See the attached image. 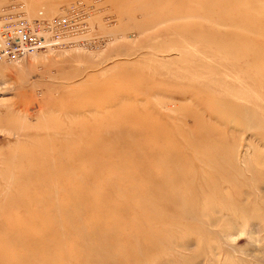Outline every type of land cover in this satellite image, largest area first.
I'll list each match as a JSON object with an SVG mask.
<instances>
[{"label":"rangeland","instance_id":"rangeland-1","mask_svg":"<svg viewBox=\"0 0 264 264\" xmlns=\"http://www.w3.org/2000/svg\"><path fill=\"white\" fill-rule=\"evenodd\" d=\"M202 1L0 0V12L24 7L32 19L41 11L49 18L57 16L78 3L95 8L92 33L80 38L87 46L42 52L20 63L0 62V170L8 173L6 180L0 177L3 200L13 189L10 178L18 171L17 160L11 164V159L39 147L42 139L59 140L53 126L74 117L61 110H88L91 119L89 109L102 106L99 100L104 96L112 98L110 90L142 82H126L127 72L141 69L147 78L181 87L183 92L155 89L149 98L185 130L197 126L194 114L202 110L189 101L203 91L229 109L234 107L231 103L244 105L257 116L263 132V78L253 68H245L244 60L250 57V48L264 46V34L254 32L264 28V0H205V5ZM218 38L226 48L237 47L236 52L219 49L213 43ZM91 87H99L94 96L87 95ZM184 108L192 114L187 116ZM110 110L94 109L99 114ZM242 118H231L229 126L213 119L226 137V151L219 160L228 167V178L236 188L227 186L230 191L223 189L221 198L214 196L213 202L200 200L197 214L185 219L191 225L166 238L171 250L159 256L161 264H264V139ZM12 125L15 129L10 132ZM234 148L233 160L227 164L225 155Z\"/></svg>","mask_w":264,"mask_h":264},{"label":"bare ground","instance_id":"bare-ground-1","mask_svg":"<svg viewBox=\"0 0 264 264\" xmlns=\"http://www.w3.org/2000/svg\"><path fill=\"white\" fill-rule=\"evenodd\" d=\"M255 30L264 34V28ZM218 40L213 43L219 49L236 52ZM263 54L264 46L250 48L244 66L263 78L264 88V61L258 63ZM144 76L141 69L127 72L126 82H142L110 90L112 98L107 94L102 106L89 109L91 119L88 110H61L74 117L53 126L59 140L42 139L39 147L11 159L18 171L5 200L0 186V264H161L159 256L171 250L166 238L191 225L185 219L197 214L200 200L213 202L234 186L219 160L226 137L213 119L229 126L231 118L243 117L264 139L257 116L242 104L228 103L234 106L229 109L197 91L189 102L202 112L194 114L197 126L185 130L149 98L155 89L182 88ZM95 88L87 95L94 96ZM99 107L111 110L99 114ZM235 152L225 155L227 164ZM7 174L0 170V177Z\"/></svg>","mask_w":264,"mask_h":264},{"label":"built area","instance_id":"built-area-1","mask_svg":"<svg viewBox=\"0 0 264 264\" xmlns=\"http://www.w3.org/2000/svg\"><path fill=\"white\" fill-rule=\"evenodd\" d=\"M94 12L93 6L84 3L50 18L41 11L32 19L24 7L0 12V62L20 63L42 52L87 46L80 38L92 33L90 20Z\"/></svg>","mask_w":264,"mask_h":264}]
</instances>
